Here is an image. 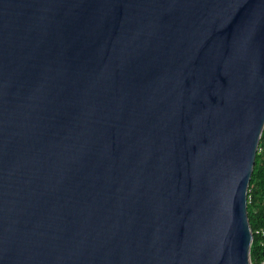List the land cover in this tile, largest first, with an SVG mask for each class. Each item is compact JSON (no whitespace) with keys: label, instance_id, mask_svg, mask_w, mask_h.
Here are the masks:
<instances>
[{"label":"water","instance_id":"water-1","mask_svg":"<svg viewBox=\"0 0 264 264\" xmlns=\"http://www.w3.org/2000/svg\"><path fill=\"white\" fill-rule=\"evenodd\" d=\"M264 0H0V264H253Z\"/></svg>","mask_w":264,"mask_h":264},{"label":"trees","instance_id":"trees-1","mask_svg":"<svg viewBox=\"0 0 264 264\" xmlns=\"http://www.w3.org/2000/svg\"><path fill=\"white\" fill-rule=\"evenodd\" d=\"M248 211L254 234L252 263L264 264V133L249 187Z\"/></svg>","mask_w":264,"mask_h":264}]
</instances>
